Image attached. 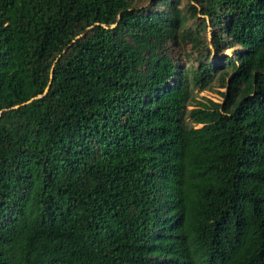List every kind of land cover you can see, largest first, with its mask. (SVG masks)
Segmentation results:
<instances>
[{
	"label": "trees",
	"instance_id": "obj_1",
	"mask_svg": "<svg viewBox=\"0 0 264 264\" xmlns=\"http://www.w3.org/2000/svg\"><path fill=\"white\" fill-rule=\"evenodd\" d=\"M0 113V264H264V0H0Z\"/></svg>",
	"mask_w": 264,
	"mask_h": 264
},
{
	"label": "rangeland",
	"instance_id": "obj_2",
	"mask_svg": "<svg viewBox=\"0 0 264 264\" xmlns=\"http://www.w3.org/2000/svg\"><path fill=\"white\" fill-rule=\"evenodd\" d=\"M208 30H209V35H210L211 34V27L210 26H209ZM176 50L179 53H183L184 48H182V49L176 48ZM226 53L232 54V49L226 50ZM223 90H224L223 88H220L217 85H214V86H212V88H208V89L203 90V91H201L199 88H195L193 95H194V99L196 101L197 100H205V99H209V98L219 101L220 99H222V97L220 95V91H223ZM193 105H194V103H192L189 106V108H193L194 107Z\"/></svg>",
	"mask_w": 264,
	"mask_h": 264
},
{
	"label": "water",
	"instance_id": "obj_3",
	"mask_svg": "<svg viewBox=\"0 0 264 264\" xmlns=\"http://www.w3.org/2000/svg\"><path fill=\"white\" fill-rule=\"evenodd\" d=\"M50 86H51V84H49V85H48V87H47V88H46V90H45V93H47V92H48V90H49ZM39 97H41V95L37 96L36 98H39ZM16 107H18V106H16ZM0 115H1V113H0Z\"/></svg>",
	"mask_w": 264,
	"mask_h": 264
}]
</instances>
